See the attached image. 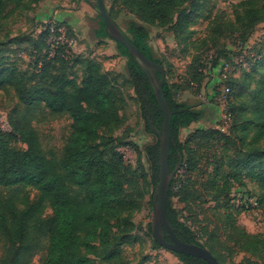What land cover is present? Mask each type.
<instances>
[{
	"label": "trees",
	"instance_id": "1",
	"mask_svg": "<svg viewBox=\"0 0 264 264\" xmlns=\"http://www.w3.org/2000/svg\"><path fill=\"white\" fill-rule=\"evenodd\" d=\"M44 1L0 0V32L5 30L2 22L9 11L30 12ZM244 2L251 4V0L241 1ZM114 6L131 13L137 20L128 24L131 37L124 34L151 61L163 65L154 57L149 45V30L157 28L174 32L178 2L113 0ZM108 12L116 23L114 8ZM99 17L101 25L97 40H111L105 31L104 21ZM62 26L66 28V40H71L73 29L70 24L58 19L57 30ZM59 36L60 33H51L49 25L42 22L36 35L22 37L31 50L26 68H23L24 61L20 63L10 58L5 49L9 43H18L19 40L8 42L10 35L6 33L0 42V91L13 89L26 109L25 115L7 116L8 131L0 129V190L13 191L6 197L0 195V264H32L42 237H46L48 243L42 264H128L122 247L137 242L134 236L135 214L141 212L148 197L153 200L159 174L158 132L162 131L164 116L147 73L136 64L123 45L116 43L120 56L128 61V87L125 82H119V75L105 70L100 60L77 54L67 42L52 50L50 40ZM244 63L247 66L242 68L245 69L243 72L250 70L245 75L264 67V48L256 50ZM201 68L189 69L191 83L200 85L203 82ZM227 85L231 88L226 110L231 116V123L227 131L198 129L186 143L180 139L182 130L198 123L203 113L195 110L194 106L178 102L167 80L164 85L165 97L173 112L169 164L172 171L180 166L181 172L171 186L168 219L178 238L207 249L220 264L224 261L211 249L217 243L215 234L209 238L212 246L209 248L202 242L208 237L207 230L201 224L189 226L182 221L175 203L189 208L190 203L200 197L191 181L193 173L200 172L197 162L200 154L189 146L190 143L198 150L210 147L233 150L240 132L244 129L248 131L250 124L240 125L233 107L234 87L230 81ZM129 91L136 95L146 132L157 138L141 154L146 169L140 167V163L137 169H133L121 151L126 142L115 136L126 124L124 112ZM253 95L255 101L251 107L256 132L248 142L253 150L244 152V159L238 163L250 167L251 172L243 175L236 167L234 173L226 176L227 183H223V179H217V169L215 175L209 176L200 185L203 192L213 191L212 202L225 197L227 214L224 220L230 230V242L242 251L259 254V260L264 264V238L260 234H249L236 226L233 220L243 213L233 204L235 190L249 191L257 197L261 209L264 208V199L251 192L243 181V178L255 181L264 191V148L260 146L264 143V74ZM38 108L72 120V133L60 161L49 156L38 132L31 125L29 114ZM19 144L25 145L26 149H19ZM235 154H238L237 150ZM26 189L36 191L39 200L32 202ZM20 190L21 193L17 194ZM47 209L52 213L48 219L43 217ZM188 210L193 211L192 207ZM149 229L152 234L151 227ZM167 241L170 242L169 239ZM153 243L160 248L155 240ZM176 255L183 264H208L203 259Z\"/></svg>",
	"mask_w": 264,
	"mask_h": 264
},
{
	"label": "rangeland",
	"instance_id": "2",
	"mask_svg": "<svg viewBox=\"0 0 264 264\" xmlns=\"http://www.w3.org/2000/svg\"><path fill=\"white\" fill-rule=\"evenodd\" d=\"M52 1L37 5L32 12L9 11L7 18L2 22L5 30L0 32V42L6 33L14 38L36 35L41 30L43 19L47 22L51 18H57L55 15L46 16L49 10L53 11L52 13L55 12L51 9V6H54ZM176 1L178 8L174 16L175 31L150 29L149 45L153 49L154 57L163 62L166 80L173 90L175 99L180 103L194 106L195 110L203 113L198 123L182 130L181 141L188 142L198 129H215L223 123L222 113L227 110V104H224L225 99L220 92L222 87L228 86V81L234 87L235 98L232 102L235 101L233 107L236 109L238 121L240 125L246 123L250 125H248V131L244 129L240 132L233 150L223 147L198 150L193 143H190L189 146L200 154L197 159L200 172L193 173L191 179L193 188L199 191L200 197L194 203H190L192 212L188 210L190 207L174 202L175 207L180 211L182 221L189 226L195 223L201 224V227L207 230L208 237L202 242L209 248L212 247L209 238L215 234L217 243L211 249L224 261V264H261L259 254L242 251L230 242V230L226 228L224 220L227 214L225 197L221 196L216 203L212 202L213 191L203 192L200 182H206L209 176L215 175L214 171L217 169V179H223V183H227L226 176L234 173L236 167L240 174L245 175L251 172L250 167H244L238 163L244 159V152L253 150V147L249 146L250 143L248 144L256 132V120L254 122L251 106L255 101L253 94L257 83L264 74V67L250 75H245L244 73L250 70L243 72L245 69L242 70V63H247L256 50L264 48V22L261 23L264 19V0H251V4L241 3V0ZM57 2L59 14L60 12L63 14L60 19L67 21L73 29L71 37L74 42L73 50L77 54L100 60L105 70L119 75V82L121 84L125 82L128 87L127 58L120 56L114 41L97 40L101 19L96 0H57ZM105 4L108 11L114 8L116 24L131 37L128 24L137 21L136 18L119 6L113 7V0H105ZM45 7H47L46 10ZM7 49L10 50L7 56L20 63L24 61L23 68H26L29 64L28 46L25 43H18L10 48L7 46ZM191 68L203 69L201 72L204 80L200 85L191 83V77L188 76ZM77 78L79 79V75ZM127 96L129 100L124 112L126 124L115 136L126 142L127 145L122 147L121 151L133 169H137L139 163L140 167L146 169L147 165L144 159L142 160L141 154L143 149L156 142L157 138L146 132L134 92L129 91ZM25 113L26 109L20 104L13 89L0 91V129L9 130L7 116L13 114L22 116ZM29 116L31 125L38 132L45 151L49 156L60 161L66 141L72 133V120L68 116L51 115L44 108L32 110ZM103 133L107 135L106 131ZM260 146L264 148V143ZM17 147L26 149V146L22 144ZM236 150L238 154H235ZM257 170L259 171V168ZM243 181L247 183L251 192L264 199L261 185L259 186L255 181H246L245 178ZM25 192L29 193L32 202L39 200V194L36 191L26 189ZM11 193L13 191L9 189L0 190L1 196L6 197ZM20 193L21 190L17 192V194ZM51 216V210L47 209L43 217L48 219ZM152 217L153 200L148 197L141 212L134 217L136 225L134 236L137 237V242L122 247L128 264H183L175 253L154 245V238L149 229ZM233 220L236 226L243 228L249 234H260L264 238V208L258 215L254 212L243 213L240 217H234ZM47 249V238L42 237L32 264H42ZM1 255L2 244L0 243V257Z\"/></svg>",
	"mask_w": 264,
	"mask_h": 264
},
{
	"label": "water",
	"instance_id": "3",
	"mask_svg": "<svg viewBox=\"0 0 264 264\" xmlns=\"http://www.w3.org/2000/svg\"><path fill=\"white\" fill-rule=\"evenodd\" d=\"M97 11L105 24V31L109 38L117 44L123 45L132 59L148 75L159 107L164 116V123L161 132H158L160 151L158 161V182L153 194V217L151 220V231L155 242L162 248L178 255L190 256L203 259L208 264H220L218 260L207 249L178 238L175 229L168 219L167 204L171 186L179 172L180 166L173 171L170 168L169 160L172 144V117L173 112L167 102L164 93L166 73L163 65L151 61L131 40L124 34L119 26L113 21L106 8L104 0H96ZM160 75V78L158 77ZM170 238V242L166 237Z\"/></svg>",
	"mask_w": 264,
	"mask_h": 264
},
{
	"label": "built area",
	"instance_id": "4",
	"mask_svg": "<svg viewBox=\"0 0 264 264\" xmlns=\"http://www.w3.org/2000/svg\"><path fill=\"white\" fill-rule=\"evenodd\" d=\"M57 20H58L57 18H51L47 22H45V24L49 25L51 33L53 34L56 32L60 33L59 37H52L50 40V43H52V50L55 48V46H58L59 44H64L65 42H67L69 46L73 48L74 42L72 40H68V41L66 40V28L62 26L61 28L57 30ZM246 66L247 65L245 63H242V67L246 68ZM220 93H221L222 98L225 99L224 104L225 103L227 104L226 99L231 93V88L229 86H224L222 87ZM222 120H223V123L217 126V128L221 130L222 132H226L231 123V116L230 114H228L226 110L225 112L222 113ZM180 173L181 172H178L177 174H180ZM232 197H233V204L237 208L241 209L243 213L254 212V214L256 215L260 213L261 207H260V203L256 196H253L249 192L235 190Z\"/></svg>",
	"mask_w": 264,
	"mask_h": 264
},
{
	"label": "crops",
	"instance_id": "5",
	"mask_svg": "<svg viewBox=\"0 0 264 264\" xmlns=\"http://www.w3.org/2000/svg\"><path fill=\"white\" fill-rule=\"evenodd\" d=\"M48 1L50 2V1H52V0H45V1L42 2V3H45V4H46V3H48ZM52 2H53V4H54V6H51V9H52V10H55V12L52 13L53 11L49 10V12H48V14H46V16H49V15H50V17H51L52 15H55V16L57 17V19L61 20L60 18L63 17V14H62L61 12H60V14H59L58 7L56 6L57 3H58L57 0H53ZM42 3H41V4H42ZM45 4H44V5H45ZM35 7H36V6H35ZM46 8H47V7H45V10H46ZM30 12H32V11H30ZM46 16H45V17H46ZM67 17L70 18V16H67ZM36 19H37V18H36ZM36 19H35V20H36ZM42 22L45 23L46 20L43 19ZM22 37H24V36H20V38H17V37L14 38L13 36L10 35V39H9L8 42H11L10 40L17 39V40H19L18 43H25V44L28 46V44L25 42V39L22 38ZM18 43H15V42H14V43H9V44H8V47L10 48V47H12V46H14V45H16V44H18ZM5 49H6L7 52H10V50L7 49V46L5 47ZM28 49H29V50H28V54H29V52H30L31 50H30L29 47H28ZM8 54H10V53H8ZM28 54H27V58H28V61H30ZM19 61H20V60H19Z\"/></svg>",
	"mask_w": 264,
	"mask_h": 264
},
{
	"label": "flooded vegetation",
	"instance_id": "6",
	"mask_svg": "<svg viewBox=\"0 0 264 264\" xmlns=\"http://www.w3.org/2000/svg\"><path fill=\"white\" fill-rule=\"evenodd\" d=\"M166 239H169V241H171L170 238H169L168 236L166 237Z\"/></svg>",
	"mask_w": 264,
	"mask_h": 264
}]
</instances>
